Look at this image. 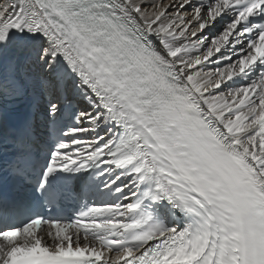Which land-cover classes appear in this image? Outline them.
I'll return each instance as SVG.
<instances>
[{
    "label": "snow or ice",
    "instance_id": "1",
    "mask_svg": "<svg viewBox=\"0 0 264 264\" xmlns=\"http://www.w3.org/2000/svg\"><path fill=\"white\" fill-rule=\"evenodd\" d=\"M0 264H264V0H0Z\"/></svg>",
    "mask_w": 264,
    "mask_h": 264
},
{
    "label": "bare ground",
    "instance_id": "2",
    "mask_svg": "<svg viewBox=\"0 0 264 264\" xmlns=\"http://www.w3.org/2000/svg\"><path fill=\"white\" fill-rule=\"evenodd\" d=\"M164 2H167V0H164Z\"/></svg>",
    "mask_w": 264,
    "mask_h": 264
}]
</instances>
